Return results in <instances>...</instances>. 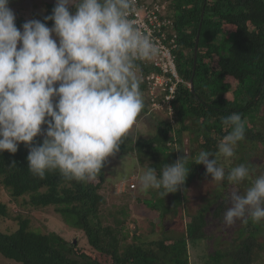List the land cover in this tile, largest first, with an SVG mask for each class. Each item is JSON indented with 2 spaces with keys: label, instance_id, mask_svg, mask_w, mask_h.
<instances>
[{
  "label": "trees",
  "instance_id": "1",
  "mask_svg": "<svg viewBox=\"0 0 264 264\" xmlns=\"http://www.w3.org/2000/svg\"><path fill=\"white\" fill-rule=\"evenodd\" d=\"M140 1L151 8L163 6L158 14L171 20L163 29L167 44L171 46L174 39L172 52L182 81L176 84L174 93L168 87L160 92L161 97H154L147 77L160 69L150 66L149 61L139 63L137 73L145 108L137 120L153 113L150 117L155 119V131L141 138L130 132L119 152L135 153L142 165L155 167L159 173L163 164L176 161V146L182 147L186 134L191 144L197 145L191 157L201 149L216 151L217 144L230 131L222 119L235 112L245 124V139L235 148L240 154L237 162L247 165V151L260 155V145L264 148V0ZM55 4H47L40 18L48 27L54 21H45L44 17L52 14ZM167 96H171L168 101ZM154 99L164 105L165 116L155 114ZM36 142L42 143L43 137L38 136ZM28 154L23 143L15 154L0 153V189L8 190L17 200L29 196L27 203L35 208L54 207L64 220L63 232L73 231L80 235L81 243L87 239L88 244L83 247L61 233L49 232L47 227L34 229L27 216L14 215L7 203L0 202L1 221L4 217L19 221L15 230H0V256L21 264H189L188 244L204 237L206 216L212 205H205L192 215L186 234L177 235L166 249L163 250L165 243L161 240L140 245L139 235L133 234L130 227V216L109 201L106 164L95 183L67 181L58 170L46 172L41 179L28 169ZM188 167L192 176L205 168L195 165L192 159ZM128 189H132L130 185ZM183 189L177 195L170 193L178 206L184 203ZM136 199L139 205L143 204L142 197ZM152 202L149 208L161 214L160 200ZM134 204V200L127 202L130 209ZM216 204L214 211L221 219L226 203ZM162 207L169 208L167 204ZM154 227L151 232H155ZM244 228L240 235L246 229L249 235L241 242L242 248L237 249L239 263L234 264H254L255 248L264 250V243L258 241V236L264 234V220H249Z\"/></svg>",
  "mask_w": 264,
  "mask_h": 264
},
{
  "label": "clouds",
  "instance_id": "2",
  "mask_svg": "<svg viewBox=\"0 0 264 264\" xmlns=\"http://www.w3.org/2000/svg\"><path fill=\"white\" fill-rule=\"evenodd\" d=\"M136 5L137 0H56L52 14L44 17L54 21L51 28L32 19L21 30L10 0H0V153L15 154L23 143L34 176L43 179L58 170L67 181H99L145 108L138 65L161 53L132 18ZM222 123L230 131L216 151L201 149L194 157L184 151L159 173L145 167L140 189L162 197L177 192L192 159L205 166L212 181L233 186L225 201L226 226L260 223L264 173L252 179L246 164L226 167L245 139V124L235 112ZM38 136L42 143L36 142ZM122 168L117 176L126 179V158ZM246 180L250 186L241 192L238 186Z\"/></svg>",
  "mask_w": 264,
  "mask_h": 264
},
{
  "label": "rangeland",
  "instance_id": "3",
  "mask_svg": "<svg viewBox=\"0 0 264 264\" xmlns=\"http://www.w3.org/2000/svg\"><path fill=\"white\" fill-rule=\"evenodd\" d=\"M50 3H56V0H10V8L16 15L17 27L22 30L21 26L24 22L32 19L40 20L41 16L46 11L47 4ZM49 27L51 28L52 26ZM161 93H163V91ZM161 93L158 91L157 97H161ZM143 97L145 99V95ZM157 103L154 110L157 113L155 114L165 116L166 111L164 105L159 102ZM151 114L153 113H147L137 120L130 132L139 138L142 136L148 137L150 134L154 133L155 119L150 117ZM44 127L46 128V125ZM196 146L195 143L191 144L189 134H186L182 147L176 146L175 151L181 149L176 151V160L185 154L184 151L188 152L191 157L192 151H194L193 149H195ZM259 150L261 151L260 155L255 151H247V156L249 157V163L247 165L252 169V179L264 173V152L262 151L264 148L262 145H260ZM239 156L240 154H238L235 149V156L226 163V167L239 165L237 162ZM125 158L128 164L127 178L121 179L117 176L119 174L117 169H120L121 172L123 171L122 161ZM145 165L148 166V164ZM146 166L141 164L135 153L122 154L118 152L114 157H109L105 167V186L109 187V201L111 204L116 205V207L119 205V207L130 216L129 222L130 227L134 229L133 234L139 235V239H137L138 244L143 243L148 246L152 241L161 240L165 243L163 250L166 249V246L169 247L177 235L186 234V227L187 224L190 223L192 215L196 214L198 210L205 205H212L211 210L206 216L207 226L204 228V237L194 242V244L191 242L188 244L189 264L239 263L237 249L242 248L240 245L241 242L249 235L247 229L245 230V234L240 235L241 231H243L242 229H245V223L237 221L234 225L228 227L223 223V217L220 219V216H217L214 211L217 207L216 203H224L225 200L228 199V195L233 186L229 185L226 181L221 183L212 181V177L206 175L204 171L205 168L203 167L195 176L189 173L187 178L189 184L185 182L182 186L184 188L183 191L185 190L186 192V196L183 198L184 203L178 206L179 203L177 199L174 197L172 199V193L166 196V199H164L165 202H162L163 197L160 196L156 190L150 189L147 192L141 191L139 175ZM131 183L136 184V188L133 190L128 189V185ZM250 183V180H246L239 185L240 191L243 192L250 186ZM182 187L180 190H182ZM180 190L177 192H181ZM177 192L173 194L177 195ZM137 196L140 198L142 197V205L138 204L139 201L136 199ZM152 196L155 200H160L161 214H159V211H154L149 208L150 206L148 204L155 201L151 198ZM129 200H134L135 204L132 209L127 206ZM28 201L29 196L26 198L20 197L17 200L8 190L3 188L0 189V202L7 203L9 209L14 212V215L22 214L24 217L27 216L30 219V227L38 230H41L42 227V229L45 230L46 228L44 227H47L49 232L54 231L61 233L68 240L73 239L77 241V244L83 247L87 246V239H85L86 243H81L80 235L75 234L73 231L63 232L64 220L60 214L55 211L54 207H49L47 209L35 208L28 204ZM165 204H167L169 208L162 207ZM167 209H169V211H166ZM176 210L177 213L174 214ZM154 225L155 232H151ZM18 226L19 221L16 219L9 217H4L3 221L0 219V230L12 231L17 229ZM258 241L264 243L263 233L258 236ZM153 246L159 248L155 243ZM255 250L256 252H254L252 257L254 264H264V250H259L258 248H255ZM0 264L21 263L0 256Z\"/></svg>",
  "mask_w": 264,
  "mask_h": 264
},
{
  "label": "built area",
  "instance_id": "4",
  "mask_svg": "<svg viewBox=\"0 0 264 264\" xmlns=\"http://www.w3.org/2000/svg\"><path fill=\"white\" fill-rule=\"evenodd\" d=\"M164 9L163 6L156 5L154 8L149 7L147 4L141 3L137 0L136 12L133 14V19L143 30H145L152 39L158 43L161 48V53L158 57L149 61L150 66L160 69L158 72L148 74V81L151 84V92L154 97H157L158 91H166L169 87L170 93L175 92L176 84L182 79L180 78L175 57L172 52L174 47V39L171 40V46L166 42V32L163 29L171 23V20L162 19V15L158 14ZM148 62V61H146ZM171 96H167V101ZM158 103L155 102L154 105ZM130 188H136L135 183L130 184Z\"/></svg>",
  "mask_w": 264,
  "mask_h": 264
},
{
  "label": "water",
  "instance_id": "5",
  "mask_svg": "<svg viewBox=\"0 0 264 264\" xmlns=\"http://www.w3.org/2000/svg\"><path fill=\"white\" fill-rule=\"evenodd\" d=\"M198 41H199V36H197V45H198ZM197 45H196V50H197ZM192 86H193V79L191 80Z\"/></svg>",
  "mask_w": 264,
  "mask_h": 264
}]
</instances>
